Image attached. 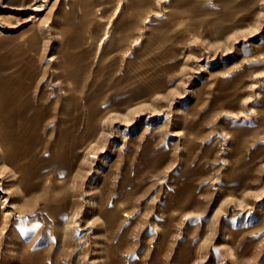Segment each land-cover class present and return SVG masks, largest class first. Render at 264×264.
<instances>
[{"label": "rangeland", "instance_id": "obj_1", "mask_svg": "<svg viewBox=\"0 0 264 264\" xmlns=\"http://www.w3.org/2000/svg\"><path fill=\"white\" fill-rule=\"evenodd\" d=\"M0 264H264V0H0Z\"/></svg>", "mask_w": 264, "mask_h": 264}, {"label": "bare ground", "instance_id": "obj_2", "mask_svg": "<svg viewBox=\"0 0 264 264\" xmlns=\"http://www.w3.org/2000/svg\"><path fill=\"white\" fill-rule=\"evenodd\" d=\"M41 7V6H40Z\"/></svg>", "mask_w": 264, "mask_h": 264}]
</instances>
